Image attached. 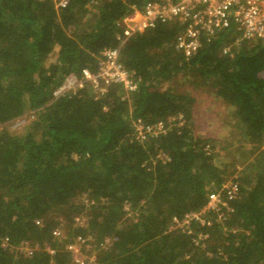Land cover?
Listing matches in <instances>:
<instances>
[{"label": "trees", "instance_id": "16d2710c", "mask_svg": "<svg viewBox=\"0 0 264 264\" xmlns=\"http://www.w3.org/2000/svg\"><path fill=\"white\" fill-rule=\"evenodd\" d=\"M147 1L0 0V264H77L82 239L86 264H264V42L230 27L185 56L176 19L126 37ZM115 47L136 89L99 93L84 72ZM69 75L79 85L53 98ZM174 80L228 108L230 141L196 132V95ZM137 119L163 131L140 138ZM229 179L223 221L179 226Z\"/></svg>", "mask_w": 264, "mask_h": 264}, {"label": "built area", "instance_id": "2783aa9c", "mask_svg": "<svg viewBox=\"0 0 264 264\" xmlns=\"http://www.w3.org/2000/svg\"><path fill=\"white\" fill-rule=\"evenodd\" d=\"M68 1L53 0V3L58 8L65 7ZM175 19L184 25V30L177 36L175 45L185 56L195 52L201 33L212 35L230 27L236 31V34L238 33L239 38L258 39L264 42V0H149L143 8H134L124 17V35L127 37L133 32L153 27L158 21ZM97 64V72L90 74L85 71L84 78L99 93H102L105 85L110 82L121 83L126 93L136 89V83L119 60L118 47L101 50ZM80 82L74 75L67 76L52 92L53 98L66 91L74 90ZM24 122L25 117L22 115L13 120L10 126H15V123L22 125ZM133 124L136 135L140 138L146 135H157L164 128L161 121L146 125L137 119ZM237 194V181L227 180L220 189L207 194V201L200 211L185 214L179 226L186 228L191 219L198 220L201 224H209L208 218L205 217L209 213L215 217L216 221H223L226 213L231 210L228 201L235 198ZM174 222L178 223V220L175 218ZM53 233L58 234V231ZM203 237L199 236V238ZM68 249L74 258L75 246L70 244ZM75 262L78 264L79 261L75 260Z\"/></svg>", "mask_w": 264, "mask_h": 264}, {"label": "rangeland", "instance_id": "374dc122", "mask_svg": "<svg viewBox=\"0 0 264 264\" xmlns=\"http://www.w3.org/2000/svg\"><path fill=\"white\" fill-rule=\"evenodd\" d=\"M173 86L175 88L179 87L181 90L184 88V90H192V92L195 93L196 101L194 102V123L196 132L199 134H203L204 136H212L216 138L217 141L216 144L218 145H225L226 142L230 141L231 138L229 137V127L226 126L223 123V120L226 118V115H228V108L224 107L221 103H219L215 98H212L211 96H206L205 91L203 92L204 95H201L199 91L202 90V87L195 88L190 84H184L182 86H179L180 80H174ZM169 84L168 82H165L163 85ZM13 128H18V123L14 124ZM221 155H223L222 151L220 152ZM224 156H221V159L223 160ZM79 241L78 243H72L75 246L74 251V261H79L78 264H86L87 262H90L95 257V251L93 249V246L90 244H87L84 242V239L82 240H76ZM24 250L26 247L23 248ZM87 259L86 262L84 260Z\"/></svg>", "mask_w": 264, "mask_h": 264}]
</instances>
